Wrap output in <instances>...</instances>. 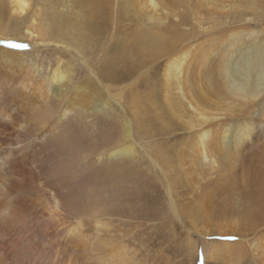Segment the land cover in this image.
Returning <instances> with one entry per match:
<instances>
[{"label":"bare ground","instance_id":"obj_1","mask_svg":"<svg viewBox=\"0 0 264 264\" xmlns=\"http://www.w3.org/2000/svg\"><path fill=\"white\" fill-rule=\"evenodd\" d=\"M9 38L29 43L0 47V264H143L129 184L147 165L173 224L175 181L192 194L193 261L194 234L239 237L213 261L264 257V0H0ZM232 170L217 212L207 181ZM204 193L229 230L200 233Z\"/></svg>","mask_w":264,"mask_h":264},{"label":"rangeland","instance_id":"obj_2","mask_svg":"<svg viewBox=\"0 0 264 264\" xmlns=\"http://www.w3.org/2000/svg\"><path fill=\"white\" fill-rule=\"evenodd\" d=\"M30 13H31V11H30ZM9 16H10V19L14 20V21L19 18V17H14L13 14H11ZM20 19H22V18H20ZM173 21L175 22V20H173ZM191 27H192L191 25H187L186 26V28L188 30H190ZM28 43L29 42H27L25 40H13V38H9V39H6L5 41H1L0 42V47L1 48H10L9 46H12V47L15 46V48H20V50H26L28 48V47H26ZM33 44L30 45L31 46L30 47L31 50H32V47H34V46L39 48V49L41 48L40 50H45V48H46V47L42 46V43H37V44L33 43ZM21 47H23L24 49L21 48ZM60 48H62V46ZM33 50H36V49H33ZM154 57H156V56H154ZM43 62L49 63V61H47L46 59ZM162 62H163V60L161 61V63ZM163 64L164 63H162V66H163ZM45 66H46L45 74H47V73H49L50 69L54 66V63H52L51 67H49L47 65H45ZM154 66H157V65H154ZM156 126L158 127L157 124H156ZM180 144H181L180 141H178L176 143V146H180ZM147 168L149 169V171H148ZM205 170L207 171V173H209L207 169H205ZM143 171H141V172L139 171L132 178V181L129 184L130 187L128 186L129 189L132 190V193H131L132 196H136V197H140L141 199H145L143 204L140 205L141 207L143 205V207L141 208L139 206V209H140L139 210V214L142 213V214L139 215V217L141 216L143 219H140L141 217L140 218L137 217V219H138L137 222L136 223L133 222V224H132L134 227L136 225H138V224H139L138 225L139 227L141 226L140 228L137 227V226L135 227L138 230V233H137V230L134 229L135 232H136V236H138L137 237V239H138L137 243L138 244L135 243V245L137 246V249L135 248V250H136V253H137V259H140L141 262H143V264H149V263L150 264H205V263H207V264H264V257L257 256V258H256V256H254V254L251 255V253H248L249 256H248V254H246L247 255L246 258L244 256V258L242 260H238V259L236 260V258L235 259H233V258H224V259H221V260H224V262H222L221 260L213 261L211 258H209V251H210V249L212 247H215V246L214 245H209V242L212 243L214 241H219V242L223 241L224 243H235V242H238V238L239 237L220 238L223 235H221V236H216L215 235L212 238H206V236L204 234H198V235L194 234L196 236V239H197L196 241L198 242V250H197L198 254H197V259H195L193 261L192 260L193 259L192 256L189 255V250H188V247L186 246V242L184 240L185 237H184V231H183V227L187 228V227L193 226V225H191V223L193 224V222H190V220L184 218L185 216L183 214V213H185L186 207H187V205H189V202H192V194L189 195V198H191V199H188V201H187L188 204H185V201L187 200V196L184 197L181 194V181H183V179H181L180 182L179 181H175V184L176 185L178 184V186H179V187L176 186L178 188L177 191L179 192V194H181V195L178 194V197L179 196H181V197L178 198L179 202L178 201L177 202H178V205H180V206H178V208L181 207V210H182L181 212H183V213L180 212V214H182V216H183L182 217V222H181L183 225L177 220H175L174 224H173L171 219L170 218L168 219L169 214L167 212V204H166L168 196H167V192L165 190V187H163L162 184L156 179V176L154 175V172L150 170L148 165H147L146 169L143 170ZM146 171H147L148 174H146ZM150 172H152V173H150ZM231 172H232L231 175L229 174V172H226V173H223V174L221 173V175H219L220 178L218 177L219 179H217L215 177H217V175L220 174L218 172L215 176L210 177V179H208V181H207V183H209L208 184V191H209V196H210L211 202H212L211 205H213L212 207H214L217 210V212H222V210L224 211V210L228 209V206H226V209H225V205L231 204V205L234 206V204H235L234 197H235L237 192H227L226 191V187L232 182L235 183V188H238L239 186L242 185L240 183V178H239L240 176L237 175L235 170L230 171V173ZM233 172H235L234 173L235 176L233 175ZM223 175H225V176H223ZM233 176H234V178H233ZM155 179H156V182H154ZM211 179H213V180H211ZM233 179H234V181H233ZM215 180H218V182L215 181ZM224 180H226L225 184H224ZM230 180H231V182H230ZM133 181H134V183H132ZM217 184H218V186L216 187L215 185H217ZM221 185H222L223 188L219 187ZM224 185H225V187H224ZM218 187H219V189H218ZM220 188H222V189H220ZM135 191H138V192H135ZM155 191H156V193H154ZM160 191H161V193H160ZM226 194H228L229 197ZM150 195L153 196V199L151 198L152 199L151 201H149V200H147L145 198V196H149L150 197ZM157 195L159 196V198H155ZM231 196H233V197H231ZM229 199H231V200H229ZM180 201L182 202L181 204L183 206L180 204ZM184 206H186V207H184ZM161 207H162V209H161ZM207 207H209V208H207ZM148 208H149V212L147 210ZM154 209H155V211H154ZM144 211H145V214H144ZM150 211H152V212H150ZM163 213H165V214H163ZM148 214H150V215H148ZM161 214L164 217H161L162 216ZM213 214H214V211L211 208V206L206 202L205 193H204V195H203V197L201 199V210H200V212H198V215H199L200 218L204 219L205 224L203 226H205V227H204V229L199 228V229H201V230H199L200 233H203V232L205 233L206 231L210 232V233H211V231L216 232L217 228L218 227H222L223 224L225 225L223 227L227 226L225 223H221V221H218L217 218L213 217ZM151 215H152V217H151ZM147 216H148V218H150V220L146 218ZM154 218H156L157 220L156 219L153 220ZM164 219H165V221H164ZM155 221L157 223H155ZM166 222L168 224H166ZM218 222H220L219 225H217ZM141 228H143V229H141ZM151 228H153V229H151ZM226 228H228V230H229V226H227ZM144 230L146 232H144ZM251 234L252 233H244V236H245V238H244L245 240L244 241H246L248 243H249V241H252L253 238L255 237V235L253 236ZM139 236L141 238H139ZM146 240H148V241H146ZM204 240L208 241V244H206V246H204V244L206 243V242H204ZM263 244L264 243H262V245ZM220 261H221V263H219Z\"/></svg>","mask_w":264,"mask_h":264}]
</instances>
